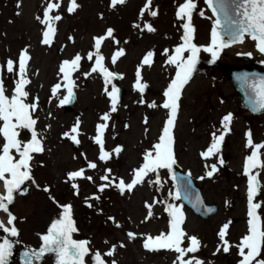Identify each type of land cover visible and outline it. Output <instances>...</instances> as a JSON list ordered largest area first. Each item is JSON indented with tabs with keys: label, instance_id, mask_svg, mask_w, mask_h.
Masks as SVG:
<instances>
[{
	"label": "rangeland",
	"instance_id": "374dc122",
	"mask_svg": "<svg viewBox=\"0 0 264 264\" xmlns=\"http://www.w3.org/2000/svg\"><path fill=\"white\" fill-rule=\"evenodd\" d=\"M49 2L60 4L50 15L62 17L55 22L56 33L50 46L42 43L46 26L37 19H43ZM183 2L152 0L150 10H155L157 16L152 17L149 10L141 17L140 11L146 0H127L116 7L110 6L111 0H76L80 7L73 13L67 11L70 0H0V79L3 80L6 94L11 96L15 81L19 78L18 63L16 70L9 73L5 62L8 59L18 61L21 50L27 49L30 56L28 78L31 83L26 87L29 96L25 102H38L34 114V118H38L36 131L44 138V151L33 154L31 161V175L36 183L26 181L22 186L27 189L26 193L14 194V202L9 205L10 212L17 218L14 224L7 225L8 215L0 211V222L8 227H16V237L22 244L40 249L43 244L40 237L47 234L54 220L59 219L62 212L60 206L70 204L77 229L72 233V238L90 242L84 264H94L95 252L104 254L112 245H117V248L112 257H103L106 264H112V260L117 264H173L177 256L174 251L161 249L149 252L143 247L147 235L155 237L169 230L170 217L165 207L172 204L180 207L184 214V231L189 236H196L201 244L199 250L190 253L189 257L195 256L203 264H238L241 257L236 245L247 234L249 219L248 178L244 175V162L252 149L246 147V133H251L254 144H264V112L260 114L263 123L259 125L241 105L238 91L223 74L219 64H243L236 53L242 47L251 50L253 43L248 38L246 44L223 49L219 58L213 61L214 66L211 64V53L200 51L192 78L182 92L173 130L175 165L192 175L201 187L205 200L216 202L218 211L203 219L183 205L175 198L168 169L158 170L159 184L150 183L157 179V174L150 173L130 193L122 195L115 187L119 179L131 181L133 169L141 166L144 153L152 149L162 133L168 110L159 105L164 102L163 92L176 74L175 65L168 64L167 60L183 42L184 21L176 17L177 6ZM194 2L197 8L192 16L195 28L193 43L203 49L211 42L212 16L205 0ZM145 23L151 24L155 31H142ZM109 28L113 29V36L104 40L100 52L105 58V67L123 77L113 79L112 84L122 86L125 91L122 98H118L115 112L111 111V100L105 94L102 74L96 72L85 77L95 63V57L92 60L87 58L89 52L95 51L93 37L105 36ZM119 49H123L125 54L113 64L111 57ZM149 51L153 52V62L151 67L145 65L141 68L142 83L147 85L141 93L134 89L136 71ZM253 53L256 61L262 60ZM77 54L82 57L80 67L71 75L76 98L72 107L68 108L69 105L60 104V99L67 95V81L59 68L62 61L71 60ZM187 55L185 52L184 56ZM58 83L61 89L57 96H53L51 89ZM112 84L107 86L109 91ZM153 102L157 107H148ZM105 113L110 115V119L103 136L104 148L111 157L101 161L98 159L100 146L93 138L97 124L105 123L101 120ZM229 113L233 120L219 150L212 156L202 157L201 153L213 143V133L218 136L223 131L221 120ZM77 118L81 122L77 137L79 144L63 135L70 133ZM30 137V131L21 130V140L28 141ZM117 146L123 148L119 154L113 151ZM260 150V159L264 162V148ZM225 153L228 157L225 166H222L221 157ZM89 161L96 163L97 167L88 169ZM212 166L216 167V171L212 177H208L206 173L212 170ZM81 168L85 169L86 176L93 179L74 181L79 186L77 195L72 188L73 181H67V173ZM107 169L111 170L109 179L113 181V186L100 192L98 187L106 183L100 178ZM255 172L260 173V191L253 202L261 204L257 214L264 227V168L254 169ZM45 186L50 189L47 193L42 190ZM2 193L4 189L0 183ZM93 196L99 199H86ZM88 204L92 207H88ZM146 204L152 206V216L147 220L149 209ZM109 217L113 220H109ZM117 223L121 227H116ZM225 223H229L226 239L232 246L227 253L222 250L218 236ZM129 232L135 234V239L129 240ZM121 243L125 247H119ZM188 243L185 240L182 247H187ZM218 245L221 247L219 252ZM258 259H264V248ZM12 262L18 264L16 253H13ZM41 264H57L55 253H46Z\"/></svg>",
	"mask_w": 264,
	"mask_h": 264
},
{
	"label": "snow or ice",
	"instance_id": "6c2138e0",
	"mask_svg": "<svg viewBox=\"0 0 264 264\" xmlns=\"http://www.w3.org/2000/svg\"><path fill=\"white\" fill-rule=\"evenodd\" d=\"M127 0H111L110 6L116 7L117 5H123ZM208 7L211 9L215 20L213 22L211 30V42L209 45L203 47L197 46L193 43L195 28L192 24L193 12L196 10L197 5L194 0H184L182 4L177 6L176 17L178 20L184 21L182 24L183 35L181 37L182 43L174 50V54L168 57L167 63L175 65L176 74L170 81L167 88L163 92L164 102L159 105L168 110V118L165 121L162 133L159 136L158 142L155 143L151 150H147L143 155V163L139 168L133 169L132 179L130 182H126L123 179H119V182L115 184V187L123 195L125 192H132L133 189L140 185L150 173L157 174V179L150 183L159 184V169H168L171 171L172 166L176 163L173 151L174 134L173 130L176 125L177 114L180 108V100L182 92L185 86L190 82L192 75L195 71L198 54L201 50L211 53L212 60L215 61L219 58L223 49L230 47L234 43H244L245 37L250 38L254 43L257 51L264 55V0H205ZM152 0H146L143 8H141L140 16L143 17L146 11L150 10ZM19 7V5H18ZM60 7L59 3L47 4L44 10L43 19L37 17L40 23L46 26V30L43 32L42 43L45 45H51L53 37L56 33L55 22L60 21L62 17L60 15H50L54 9ZM80 5L76 3V0H70L67 11L73 13L79 8ZM149 14L152 17L157 16L155 10H150ZM203 16V12L200 13ZM140 27V25H135ZM148 32H154L155 28L145 23L143 30ZM113 36V29L109 28L106 31L105 36L93 37L94 40V52H89L88 59L92 60L95 57V63L91 68V71L85 73V77L90 76L92 73L99 72L102 74L105 81V94L111 100V111H117L118 92L119 89L112 84L113 79H122V75L111 72L105 67L103 61L104 56L101 54V45L105 39ZM71 39V37H69ZM167 52V50H165ZM187 52V57L184 53ZM124 50L119 49L112 57V63L115 64L119 57L123 56ZM245 55H251L246 53ZM153 52L149 51L142 59L140 66L136 71V82L134 89L143 93L147 87L145 83H142L141 68L145 65L151 67ZM82 57L77 54L71 60L62 61L59 72L63 74L65 81H67V95L60 99V104L64 105L68 103L73 97L74 81L71 79L73 72L79 70L80 61ZM30 56L27 53V49L21 50L18 61L8 59L5 62L6 70L9 73H13L15 65L18 63V79L15 81V87L12 90V95L6 94L7 90L4 86L3 80L0 79V137L3 139V143L0 144V183H2L4 193L0 194V211H3L8 215L7 225H13L17 219L10 210L9 205L14 202V194H25L27 189L22 186L26 181H31L35 184V180L31 175V161L33 160V154L42 153L43 136L36 131V125L38 118H34V114L38 109V102L31 104L26 103L29 93L26 91L27 85L31 83L28 78V61ZM264 63V61H262ZM242 80V86L251 90L249 96V104L252 111H259L264 109V77L250 78L247 74L240 78ZM112 84L111 91L108 90V85ZM61 84H56L52 87L51 92L53 96H57ZM143 103V100H141ZM148 107H157L153 102ZM51 115V114H49ZM110 119V115L105 113L101 116V120L105 123L97 124L96 136L93 138L94 142L100 146V154L98 159L101 161H107L110 159L111 154L104 148V132L108 127L107 121ZM233 120L231 113L222 117L221 126L223 131L220 135L213 133V143L207 149L202 152V157L212 156L219 150L220 144L224 141L225 134L230 131V124ZM80 120L77 118L76 124L71 128L70 133L66 132L63 135L69 137L73 143L79 144L78 135L80 134ZM147 123V120H145ZM128 127V125H125ZM28 130L31 133V137L28 141H23L19 137L21 130ZM74 134V135H73ZM247 142L246 147L252 149L251 155L245 158L244 162V175L248 178L247 198H248V231L247 234L242 236L239 245H236L238 249V255L241 259L238 264H264V259H258L261 256L262 248H264V227L261 226V218L257 214V209L261 208V204L254 203V198L259 194L260 181L258 179L260 173H253L254 169L264 168V162L260 159V149L264 148V144H254L251 133H246ZM113 151L119 154L123 151L122 146H117ZM83 155V154H81ZM97 164L89 161L87 163L88 169H95ZM216 171V167L212 166V170L208 171L206 175L212 177ZM111 170L107 169L104 176L100 179L106 183L101 184L98 187V191L103 192L105 188L113 186V181L109 179ZM190 176V174H189ZM78 179H86L92 181V177L85 175V169L81 168L75 171L67 173V181H73L72 188L76 190L75 194H79V186L74 181ZM175 180V177H173ZM204 179V177H200ZM190 183V181L188 182ZM39 188V185H36ZM44 192H49L50 189L45 186L42 189ZM51 198V197H50ZM175 198H180L179 190L175 193ZM185 199L187 196V185L185 186ZM86 199H96L98 196L89 197ZM199 201V197H197ZM61 215L59 219L52 222L48 228L47 234L42 235L40 239L43 244L38 252H33L31 255L25 253L27 257L25 264H32L31 257L34 256L37 259L43 257L46 253H55L57 257V264H84V258L89 253V241L87 240H74L72 233L77 229L74 226L72 219V205H61ZM88 207H92L88 204ZM149 209L146 220L151 218V205H147ZM165 211L168 213L169 230L161 232L159 235L153 237L147 235L143 247L145 250L159 251L161 249H167L177 253L176 260L173 264H203L202 261L195 256L189 257L190 253H196L201 244L196 236H189L184 231L182 225L184 223V214L180 207L172 204H167ZM113 220L112 217L108 218ZM230 223V222H229ZM229 223H225L221 226L218 236L223 245L222 250L227 253L232 247L229 241L226 239L228 234ZM116 227H121L118 223ZM0 229L10 236H17L18 232L16 227H8L4 222H0ZM129 240L135 239V234L132 232L127 233ZM187 240L188 246L182 247L184 241ZM107 243V241H105ZM119 247L123 248L125 245L121 243ZM117 245L112 247L104 254L96 251L93 259L94 264H106L104 256L112 257L115 254ZM12 244L9 240L4 239L0 243V264H6L8 256L11 255ZM221 250L218 245L217 252ZM187 257V258H186ZM112 264H117L115 260H112Z\"/></svg>",
	"mask_w": 264,
	"mask_h": 264
},
{
	"label": "water",
	"instance_id": "95a60500",
	"mask_svg": "<svg viewBox=\"0 0 264 264\" xmlns=\"http://www.w3.org/2000/svg\"><path fill=\"white\" fill-rule=\"evenodd\" d=\"M211 10V9H210ZM212 12V11H211ZM214 22V21H213ZM222 69L224 73L230 78L232 82L236 85V88L239 90L241 94V101L245 107L249 109L252 113H259V111H252L251 106L249 104V96L251 95V90L247 89L246 87L242 86V80L240 79L242 76L247 74L250 78H260L264 77V71L258 70L256 67H253L252 69H246L244 67L242 68H236L233 66H222ZM122 89L119 88V95L121 94ZM173 175L175 177V185L176 190L180 192V197L183 203L187 204L189 207H191L196 213L202 215L203 217H207L209 214L216 211V205L215 204H206L204 202V199L201 196L200 188L194 184V181L189 176L188 173L182 172L181 170L174 169ZM190 181V183H188ZM187 185V196L188 198L185 199V186ZM197 197H199V201H197ZM4 239H7L11 242L12 248L15 245V241L12 240L9 236H5ZM25 253H29L31 255V252L29 250H22L20 252L21 257L20 261L25 264V261L27 257L25 256ZM32 256V264L37 263L36 257ZM36 259V260H35ZM6 264H10V256H8Z\"/></svg>",
	"mask_w": 264,
	"mask_h": 264
},
{
	"label": "flooded vegetation",
	"instance_id": "af4514ba",
	"mask_svg": "<svg viewBox=\"0 0 264 264\" xmlns=\"http://www.w3.org/2000/svg\"><path fill=\"white\" fill-rule=\"evenodd\" d=\"M261 67L264 68V63H262V61H260Z\"/></svg>",
	"mask_w": 264,
	"mask_h": 264
}]
</instances>
